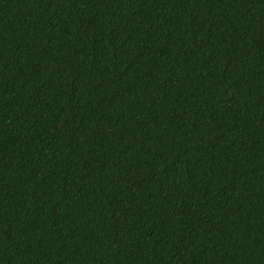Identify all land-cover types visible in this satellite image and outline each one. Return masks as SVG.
I'll use <instances>...</instances> for the list:
<instances>
[{
  "label": "trees",
  "instance_id": "trees-1",
  "mask_svg": "<svg viewBox=\"0 0 264 264\" xmlns=\"http://www.w3.org/2000/svg\"><path fill=\"white\" fill-rule=\"evenodd\" d=\"M0 264H264V0H0Z\"/></svg>",
  "mask_w": 264,
  "mask_h": 264
}]
</instances>
